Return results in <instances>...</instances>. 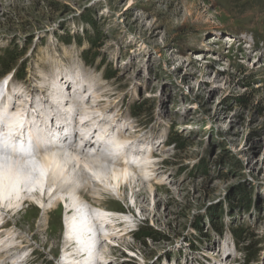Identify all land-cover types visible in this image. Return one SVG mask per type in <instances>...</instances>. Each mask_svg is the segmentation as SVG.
<instances>
[{"label":"rangeland","instance_id":"rangeland-1","mask_svg":"<svg viewBox=\"0 0 264 264\" xmlns=\"http://www.w3.org/2000/svg\"><path fill=\"white\" fill-rule=\"evenodd\" d=\"M10 50L0 80L22 75L27 101L82 79L86 105L153 150L145 180L138 165L121 197L99 199L126 231L97 249L108 264H264V0H0ZM27 203L0 209V242L13 230L19 246L3 256L64 263L66 206Z\"/></svg>","mask_w":264,"mask_h":264},{"label":"bare ground","instance_id":"bare-ground-1","mask_svg":"<svg viewBox=\"0 0 264 264\" xmlns=\"http://www.w3.org/2000/svg\"><path fill=\"white\" fill-rule=\"evenodd\" d=\"M214 40L216 39L211 37L209 42ZM62 79H54L51 82L48 80V85H51L46 89L43 88L46 83L40 86L34 85L26 91L27 95L29 93L28 101L21 90L11 93L12 107L6 109L7 114L4 117L9 130L6 132L7 137L2 141L3 146L13 144L15 135L18 133L20 136L23 135L24 130L30 138L44 136L43 140L48 142L49 146L40 152L39 158H32L28 155L31 145L24 143V138L21 136L18 150L15 146L12 154L0 153V209L11 211L15 216L23 210L21 205L28 202V205L38 206L44 210V214H47L62 202L67 210L64 216L67 248L63 251L64 263L62 264H108L105 255L99 256L97 249L101 242L105 240L112 242L126 231L121 228L124 222L120 217H113L114 213L107 209V206L103 207L104 202L100 200L105 196L113 201L116 200L115 197H121V192L126 189L127 185H130L133 165L136 167L140 165L139 177L145 180L148 177L146 173L152 170L150 167H145L150 164L148 159L152 157L153 150L148 155L141 154L139 141L130 136H123L121 134L123 131L115 124L116 133L119 132L121 135L115 138L112 134L110 135L109 131H114L113 126L105 116L101 118L102 114L98 113V108L93 107L94 104L90 107L86 105L89 97L86 100L80 98L78 103H75V95L82 96L85 93L84 88L80 92L81 95L75 94L72 97L67 89L68 80L64 82L67 84L65 88L61 83ZM79 81L82 79L75 81V84L80 83ZM37 89L40 92H37ZM35 91L36 96L30 95V92ZM65 94H68V99L62 104ZM97 97L99 98L100 95ZM98 102L99 100L95 103L98 105ZM6 105L9 103L6 102ZM75 107L76 113L84 122L81 126L82 144L79 148H76L72 142L67 144L66 139L62 140L60 136L57 137L54 130L46 126L50 118L66 119ZM65 129L67 133H70L69 128ZM13 133L16 134L13 135ZM126 146L130 149L135 148L137 152L128 156ZM16 150L20 153L16 154ZM139 156H141L140 160L137 158ZM139 185L138 183V187ZM138 189L143 190V187ZM149 189H152L151 186ZM137 190L135 196L141 195L137 193ZM89 194L95 199H100L97 206L95 204L88 206L85 203V196ZM57 196L59 199L56 203L47 207L45 202ZM1 218L2 213L0 212V221H2ZM3 229L4 223L0 222V233ZM4 233L7 239L3 241L6 245L0 242V261L3 262L0 264H4L6 257H10L9 255L3 256L4 251L19 247L15 244L13 230L7 232L4 230ZM13 259L12 263H20L17 262L18 259Z\"/></svg>","mask_w":264,"mask_h":264},{"label":"trees","instance_id":"trees-1","mask_svg":"<svg viewBox=\"0 0 264 264\" xmlns=\"http://www.w3.org/2000/svg\"><path fill=\"white\" fill-rule=\"evenodd\" d=\"M91 45H93L95 47L94 44L91 43ZM14 51L15 50H10V51H8V53H6V55H0V75H4L8 71H10L13 63H15L21 57V54H22L21 52L17 53V51H15L16 54L13 55ZM14 75L17 77V79L22 78V75L19 76L17 72H15ZM140 112H141L140 109H138L137 111L135 110V112H133V114H135V115L140 114ZM248 204H249V202H247V205ZM247 250L250 252V247H247ZM251 260L252 259L247 258L243 264H249L251 262Z\"/></svg>","mask_w":264,"mask_h":264}]
</instances>
